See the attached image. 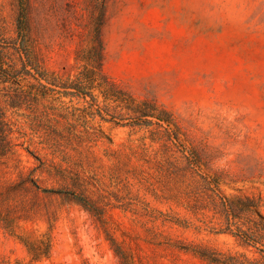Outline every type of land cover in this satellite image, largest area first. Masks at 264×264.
Instances as JSON below:
<instances>
[{
  "label": "rangeland",
  "instance_id": "1",
  "mask_svg": "<svg viewBox=\"0 0 264 264\" xmlns=\"http://www.w3.org/2000/svg\"><path fill=\"white\" fill-rule=\"evenodd\" d=\"M21 11L0 0L12 44ZM25 13L36 63L76 79L97 0H25ZM103 36L106 75L171 112L181 145L156 123L111 121L106 110L132 112L98 89L92 107L89 96L29 94L30 75L25 92L0 83V264H214L194 248L264 264L221 231L208 184L218 175L220 196L260 198L264 216V0H107ZM29 246L49 254L36 260Z\"/></svg>",
  "mask_w": 264,
  "mask_h": 264
},
{
  "label": "trees",
  "instance_id": "2",
  "mask_svg": "<svg viewBox=\"0 0 264 264\" xmlns=\"http://www.w3.org/2000/svg\"><path fill=\"white\" fill-rule=\"evenodd\" d=\"M97 2L98 15L91 37V45L89 48L79 47L76 50V61L82 63L84 69L73 80L49 74L36 63L30 50L29 23L25 13V0H20L22 11L18 18V35L13 44L0 32V83H9L11 84L10 87L17 86V90L25 92L24 87L18 86V84L30 75L38 83L27 85L30 89L29 94L36 97L49 96L52 93L65 96H89L93 102L92 107L98 98L94 91L98 89L105 100L119 102L132 112V114H111L106 110V115L110 116L111 121L115 123L127 121L131 125L140 126L156 123L165 128L169 139L174 138L176 143L181 145L183 139L181 138L180 126L171 112L161 108L154 100H138L130 91L112 80L104 72L105 42L103 28L107 21V0H97ZM11 48L20 54L21 66L11 58L9 54ZM102 117L106 116L102 115ZM2 121L6 127L4 136L7 138L11 130L10 124L7 120L3 119ZM7 146L8 150L11 149V145ZM188 159L190 164L200 165V161L197 160L198 156L194 152H190ZM221 180V176L218 175H215L212 180H208L209 188L214 192V196L220 200L219 207L226 219V226L221 228V231L229 232L244 243L254 246L264 258V216L260 214L261 199L242 195L220 196L217 194V190L220 189ZM76 198L86 205H91L87 198L79 194H76ZM29 248L36 260L49 254V247L43 250H33L31 246ZM193 251L214 264H262L259 260L241 258V256L229 253L198 248H194Z\"/></svg>",
  "mask_w": 264,
  "mask_h": 264
}]
</instances>
